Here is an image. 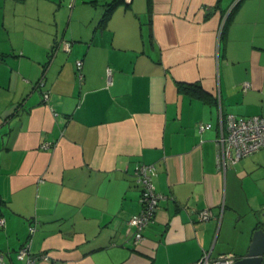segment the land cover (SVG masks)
Segmentation results:
<instances>
[{
    "label": "crops",
    "instance_id": "1",
    "mask_svg": "<svg viewBox=\"0 0 264 264\" xmlns=\"http://www.w3.org/2000/svg\"><path fill=\"white\" fill-rule=\"evenodd\" d=\"M112 1L0 0L4 264L28 240L36 264L243 257L264 228V147L223 167L216 142L225 114H264V0ZM137 164L163 199L134 243Z\"/></svg>",
    "mask_w": 264,
    "mask_h": 264
},
{
    "label": "built area",
    "instance_id": "2",
    "mask_svg": "<svg viewBox=\"0 0 264 264\" xmlns=\"http://www.w3.org/2000/svg\"><path fill=\"white\" fill-rule=\"evenodd\" d=\"M63 48L68 50L70 43L62 41ZM108 81H110L111 70H107ZM76 76L82 80L81 63L77 64ZM110 84V82H109ZM37 89L44 87V79L37 84ZM43 101L49 100V93L42 91ZM211 124H200L199 131L203 132L211 128ZM217 160L220 165L226 167L228 164L237 163L243 158L249 157L264 147V114L257 116L242 117L234 114H225L220 118V133L217 138ZM47 147V145H44ZM155 167L153 165L137 164L134 167L133 177L136 185L140 188L141 210L133 215L129 220V227L133 234L134 243L142 239L143 230L153 221L158 203L163 196L154 190L153 176ZM213 217L209 209H204L198 214L200 221H207ZM5 220L0 217V227H3ZM36 225L29 227V234H33ZM17 259L23 264H36L39 260L30 252V241L28 240L18 251ZM238 258L231 253L222 254L217 257H211L209 253H204L201 258L189 264H232ZM264 262V257H262ZM0 264H4L0 256Z\"/></svg>",
    "mask_w": 264,
    "mask_h": 264
},
{
    "label": "water",
    "instance_id": "3",
    "mask_svg": "<svg viewBox=\"0 0 264 264\" xmlns=\"http://www.w3.org/2000/svg\"><path fill=\"white\" fill-rule=\"evenodd\" d=\"M61 42L58 45L60 47ZM264 224V223H262ZM264 228L255 230L252 235V241L245 255L238 258L232 264H264Z\"/></svg>",
    "mask_w": 264,
    "mask_h": 264
},
{
    "label": "trees",
    "instance_id": "4",
    "mask_svg": "<svg viewBox=\"0 0 264 264\" xmlns=\"http://www.w3.org/2000/svg\"><path fill=\"white\" fill-rule=\"evenodd\" d=\"M124 0H113L111 3L107 4V9H109V11L113 10L117 5L123 3ZM239 5V1L236 2L233 6V8H231L229 10V12L227 13V16H226V20H225V25H224V28H228L229 25L231 24L232 20H233V16H234V13H235V10L237 9V6ZM195 88H199V87H195ZM192 90V89H191ZM200 96V95H198ZM203 98H206L205 95H203ZM36 223V221H34ZM237 257V256H236ZM238 258V257H237Z\"/></svg>",
    "mask_w": 264,
    "mask_h": 264
}]
</instances>
